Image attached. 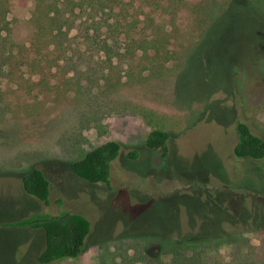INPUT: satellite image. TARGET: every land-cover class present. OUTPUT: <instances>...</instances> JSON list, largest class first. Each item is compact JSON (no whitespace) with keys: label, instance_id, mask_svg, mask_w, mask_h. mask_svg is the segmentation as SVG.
Masks as SVG:
<instances>
[{"label":"rangeland","instance_id":"1","mask_svg":"<svg viewBox=\"0 0 264 264\" xmlns=\"http://www.w3.org/2000/svg\"><path fill=\"white\" fill-rule=\"evenodd\" d=\"M27 34L20 28L16 40ZM46 103L0 123V264H38L44 244L41 230L5 224L60 211L85 216L90 232L76 259L56 264H171L163 246L181 241L208 245L209 264H264V159L232 154L238 120L264 141V0H233L186 61L157 79ZM143 110L167 125L165 159L144 146ZM111 140L120 151L109 186L70 172ZM33 168L49 181L48 205L22 190Z\"/></svg>","mask_w":264,"mask_h":264},{"label":"trees","instance_id":"2","mask_svg":"<svg viewBox=\"0 0 264 264\" xmlns=\"http://www.w3.org/2000/svg\"><path fill=\"white\" fill-rule=\"evenodd\" d=\"M232 2L0 0V123L39 114L46 102L70 94L84 100L163 76L186 61ZM20 28L28 32L23 41L16 40ZM140 115L150 127L144 146L165 159L170 133L164 119L148 110ZM235 133V159H264V141L248 124L236 121ZM119 151L118 142L106 141L71 161L69 170L82 181L109 186L110 165ZM136 157L135 151L126 155ZM21 187L48 205L50 184L41 170L22 176ZM5 226L43 232L38 264L76 259L90 232L85 216L67 211L35 214ZM204 245L168 242L163 250L171 264H209L201 257L200 248L209 247ZM234 264L258 263L247 257Z\"/></svg>","mask_w":264,"mask_h":264}]
</instances>
